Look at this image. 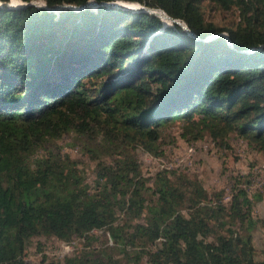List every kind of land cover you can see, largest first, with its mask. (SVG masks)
<instances>
[{
    "label": "trees",
    "instance_id": "obj_1",
    "mask_svg": "<svg viewBox=\"0 0 264 264\" xmlns=\"http://www.w3.org/2000/svg\"><path fill=\"white\" fill-rule=\"evenodd\" d=\"M88 1L115 0H44ZM123 1L160 8L192 35L111 5L0 9V264H29L33 236L88 243L95 229L111 244L62 264H264L251 241L264 225L251 214L259 193L251 201L238 188L224 203L223 189L166 169L148 185L133 153L160 154L161 129L177 120L183 136L236 132L264 149V0ZM204 3L233 19L206 18ZM68 131L99 135L115 149L93 189L67 157H32ZM116 208L127 222L116 221Z\"/></svg>",
    "mask_w": 264,
    "mask_h": 264
},
{
    "label": "rangeland",
    "instance_id": "obj_2",
    "mask_svg": "<svg viewBox=\"0 0 264 264\" xmlns=\"http://www.w3.org/2000/svg\"><path fill=\"white\" fill-rule=\"evenodd\" d=\"M206 18L219 25L233 19L230 11H220L204 3ZM179 120L166 124L161 129L162 138L159 143L160 154L154 155L140 148L133 150L138 164L140 176L150 179L157 170L166 169L172 173H185L197 178L208 190L223 189L222 201L226 203L238 188H243L249 199L253 201L255 194L261 198L253 201L251 214L264 220V149L250 144V137L236 132L219 133L212 136L204 131L200 136L192 138L183 136ZM116 145L117 142H116ZM113 146L96 135H88L68 131L60 137L41 145L32 157L49 152L67 157L76 163L83 181L90 189L99 183L98 172L102 165L112 164L116 155ZM117 222L128 221V216L116 208ZM92 240L87 243L83 237L72 238L69 241L59 240L53 236H33L25 248V259L29 264H62L66 255L79 254L88 247L110 245L108 233L104 229H95L88 233ZM252 245L256 257L264 250V225L257 224L251 232ZM88 246V247H87ZM116 252V250H114ZM120 256V255H119ZM45 258V259H43ZM137 264H147L143 259Z\"/></svg>",
    "mask_w": 264,
    "mask_h": 264
},
{
    "label": "water",
    "instance_id": "obj_3",
    "mask_svg": "<svg viewBox=\"0 0 264 264\" xmlns=\"http://www.w3.org/2000/svg\"><path fill=\"white\" fill-rule=\"evenodd\" d=\"M134 3L135 5L133 6H127L125 3ZM20 5L13 7V6H7L3 3H0V9H7V10H12V9H20V8H24L30 5H33L37 8H43L46 11H53V12H57L59 9H63V8H71V9H79V8H84V7H93L95 5H111V6H115V7H120V8H124V9H130V10H143L146 12H150L153 13L154 15H156L161 21H163L164 19H167L168 22H163V24H168V23H175L179 26H181L184 30H186L189 34L192 35V33L188 30L187 26L178 18H174L169 16L168 14H166L162 9L160 8H149L143 5H140L136 2H129V1H123V0H115L112 2H101V3H97L95 1H88L86 4L84 5H72V4H54V5H47L44 0H29V1H23V0H19ZM160 11V13H159ZM224 37H227L226 34H223Z\"/></svg>",
    "mask_w": 264,
    "mask_h": 264
},
{
    "label": "bare ground",
    "instance_id": "obj_4",
    "mask_svg": "<svg viewBox=\"0 0 264 264\" xmlns=\"http://www.w3.org/2000/svg\"><path fill=\"white\" fill-rule=\"evenodd\" d=\"M18 5H20V3L19 4H17L16 6H18ZM15 6V7H16ZM159 13H160V11H159ZM161 14V13H160ZM164 22H168V20L167 19H164Z\"/></svg>",
    "mask_w": 264,
    "mask_h": 264
}]
</instances>
